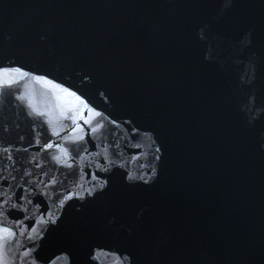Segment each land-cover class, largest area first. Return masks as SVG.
I'll return each mask as SVG.
<instances>
[{"label": "water", "instance_id": "1", "mask_svg": "<svg viewBox=\"0 0 264 264\" xmlns=\"http://www.w3.org/2000/svg\"><path fill=\"white\" fill-rule=\"evenodd\" d=\"M0 264H264V0H0Z\"/></svg>", "mask_w": 264, "mask_h": 264}]
</instances>
